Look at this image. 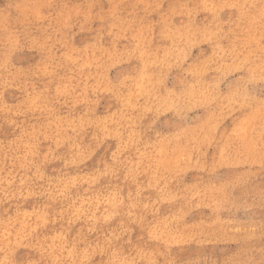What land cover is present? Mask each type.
Segmentation results:
<instances>
[{
  "label": "rangeland",
  "instance_id": "374dc122",
  "mask_svg": "<svg viewBox=\"0 0 264 264\" xmlns=\"http://www.w3.org/2000/svg\"><path fill=\"white\" fill-rule=\"evenodd\" d=\"M0 264H264V0H0Z\"/></svg>",
  "mask_w": 264,
  "mask_h": 264
},
{
  "label": "bare ground",
  "instance_id": "6f19581e",
  "mask_svg": "<svg viewBox=\"0 0 264 264\" xmlns=\"http://www.w3.org/2000/svg\"><path fill=\"white\" fill-rule=\"evenodd\" d=\"M117 210V209H116Z\"/></svg>",
  "mask_w": 264,
  "mask_h": 264
}]
</instances>
